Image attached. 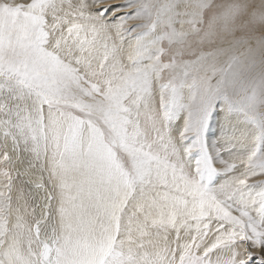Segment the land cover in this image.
I'll list each match as a JSON object with an SVG mask.
<instances>
[{
  "label": "snow or ice",
  "instance_id": "obj_1",
  "mask_svg": "<svg viewBox=\"0 0 264 264\" xmlns=\"http://www.w3.org/2000/svg\"><path fill=\"white\" fill-rule=\"evenodd\" d=\"M264 0H0V264H264Z\"/></svg>",
  "mask_w": 264,
  "mask_h": 264
},
{
  "label": "rangeland",
  "instance_id": "obj_2",
  "mask_svg": "<svg viewBox=\"0 0 264 264\" xmlns=\"http://www.w3.org/2000/svg\"><path fill=\"white\" fill-rule=\"evenodd\" d=\"M108 3H116L119 2V0H107ZM257 179H264V178H257Z\"/></svg>",
  "mask_w": 264,
  "mask_h": 264
}]
</instances>
